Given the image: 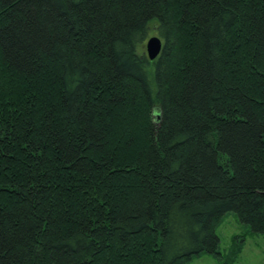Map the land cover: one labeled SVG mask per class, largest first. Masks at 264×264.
<instances>
[{"label":"trees","instance_id":"1","mask_svg":"<svg viewBox=\"0 0 264 264\" xmlns=\"http://www.w3.org/2000/svg\"><path fill=\"white\" fill-rule=\"evenodd\" d=\"M229 212L264 234V0H0V264H233Z\"/></svg>","mask_w":264,"mask_h":264},{"label":"rangeland","instance_id":"2","mask_svg":"<svg viewBox=\"0 0 264 264\" xmlns=\"http://www.w3.org/2000/svg\"><path fill=\"white\" fill-rule=\"evenodd\" d=\"M155 35H158L157 28L152 24L148 37L140 46L141 52L147 54V41ZM154 113L156 117V107ZM249 228L248 225L240 221L235 212L226 214L217 228V233L220 236V251L224 255L235 248H240L237 260L233 264H264V234L252 233ZM189 264H224V261L205 252L195 257Z\"/></svg>","mask_w":264,"mask_h":264},{"label":"water","instance_id":"3","mask_svg":"<svg viewBox=\"0 0 264 264\" xmlns=\"http://www.w3.org/2000/svg\"><path fill=\"white\" fill-rule=\"evenodd\" d=\"M163 46L164 42L159 35L151 36L146 44L147 57L149 60L157 59L163 50Z\"/></svg>","mask_w":264,"mask_h":264}]
</instances>
